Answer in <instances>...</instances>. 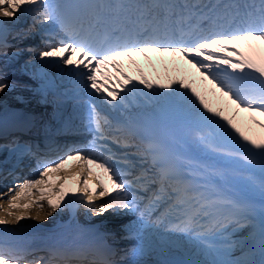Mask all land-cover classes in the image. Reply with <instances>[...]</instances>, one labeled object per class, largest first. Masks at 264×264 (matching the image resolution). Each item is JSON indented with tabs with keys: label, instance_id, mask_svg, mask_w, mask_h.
<instances>
[{
	"label": "snow or ice",
	"instance_id": "obj_1",
	"mask_svg": "<svg viewBox=\"0 0 264 264\" xmlns=\"http://www.w3.org/2000/svg\"><path fill=\"white\" fill-rule=\"evenodd\" d=\"M22 16L32 20L25 36L39 26L47 37L44 48L28 49L41 67L67 68L74 98L86 110L82 126L92 138L38 163L32 176L9 188L18 191L8 208L23 199L30 201L25 207L44 209L39 201L46 199V214L29 218L46 220L72 205L92 216L132 214L141 240L161 230L186 237L204 257L194 264H264V0H0V17ZM8 29L0 22V48L9 46ZM189 68L203 92L191 82ZM44 77L41 91L49 93L55 81ZM12 87L0 80V93ZM165 105L186 110L195 126L206 129L195 133L202 150L259 170L258 184L248 178L259 192L258 204L225 189L226 170L159 139L145 141L139 112ZM0 151H10L17 166L36 155L33 145L15 140L0 144ZM69 162H75L72 169L62 172ZM23 218L0 217V225ZM237 229L247 230L249 239H233ZM48 251L49 261L33 262L25 258L30 249L0 244V264H116L89 261V245ZM144 251L140 246L134 254Z\"/></svg>",
	"mask_w": 264,
	"mask_h": 264
},
{
	"label": "bare ground",
	"instance_id": "obj_2",
	"mask_svg": "<svg viewBox=\"0 0 264 264\" xmlns=\"http://www.w3.org/2000/svg\"><path fill=\"white\" fill-rule=\"evenodd\" d=\"M25 18H29V16H25ZM5 58V57H4ZM44 69V68H43ZM21 70L22 71H27V75H29V81H30V83H37L40 79H41V76L39 75V72H40V69H38V66L37 67H35V66H31L30 65V63H29V65H25L24 67H22L21 68ZM191 77H194L195 79H198V74H195V72L194 73H192V76ZM195 85H199V87H198V90H200L201 92H203V89L201 88V86H200V84H199V81H196V83H194ZM208 87L209 88H211V85H208ZM6 92V102L3 104L4 106H5V104H11L10 102H13V101H15V97H14V95L15 96H17V95H21V96H23V97H25V98H31V97H33V95H34V92H35V87H30V88H22V89H20V88H12L11 90H6L5 91ZM16 93V94H15ZM1 94V93H0ZM34 97H35V95H34ZM0 98H1V96H0ZM211 100H212V98L210 97V102H211ZM0 101H5V100H3V99H0ZM2 104H1V102H0V108L3 106ZM29 105H33V107H35L37 104H36V102H35V100L33 99V100H31V102L29 103ZM39 105H37L36 107H38ZM37 109V108H36ZM41 109H43L44 110V112H45V115L46 116H48V115H50L51 114V112L52 111H55L56 110V106H55V103L52 101V99H48V101H47V104L46 105H43V106H41ZM36 112V111H35ZM242 164H244V163H242ZM245 165V164H244ZM245 169H247V170H249V171H251V173L249 174V176H251L252 177V179L255 181V183L256 184H258L259 183V181H260V179H261V176H260V172H259V170H251V169H249L248 167H244ZM240 169V166H239V164L237 163V166H236V168H235V170H239ZM249 176L248 177H245V176H243V175H239L238 177H235V184H236V187H237V189H238V191H240L241 193H256V194H258L259 195V192H258V190L253 186V184L252 183H250L249 182ZM11 197H9V198H6V199H1V197H0V205H3V207H0V216H3V214L4 215H6L5 217H4V219H8V218H10V220H15V219H13L11 216H9L8 215V213H7V211L6 210H8V211H11V212H13L16 208H12V209H9L8 208V200L10 199ZM29 203H30V201H28ZM24 203H25V201H23V200H21V202H20V204H21V206H23L24 205ZM28 204V203H27ZM44 205H45V208H44V210H42V209H40V208H37V207H35V205L34 204H32V206H30L29 208H31V210H33L34 211V214L36 215L37 213L38 214H40V215H45L46 214V212H47V204L46 203H44ZM21 211V210H20ZM26 212V214L25 215H28L30 212L28 211V210H25ZM44 211V212H43ZM18 214H20V213H18ZM54 214H57V212L56 213H53V215L52 216H48V218L45 220V219H41V220H44V221H51V219L53 218V216H54ZM30 216V215H29ZM32 216H34V215H32ZM31 217V216H30ZM118 219H121L122 220V223H123V221H128V223H127V225L130 223L131 224V228H133V225L137 222L136 220H133V219H136L137 218V216L136 215H132V214H129V215H125V216H123V215H121V216H116ZM95 219H96V217H95ZM97 222L98 223H101L102 222V220H104V222H107V221H109L110 219L109 218H105V215H103V216H98L97 217ZM21 224V223H20ZM20 224H17V225H14V227L17 229V228H20L21 227V225ZM39 224H41L37 219H31V218H27V222L25 223V225H26V227H22V229H21V232H24L25 231V229L27 228L28 230H33V231H37L38 229H39ZM1 226H4V224L3 225H1ZM0 226V227H1ZM10 226H12L11 224H7L6 225V228H5V231H7L8 230V228L10 227ZM108 225H106V227H107ZM16 229H14V230H16ZM5 231H3L1 228H0V233H5ZM233 239H237V240H239L240 242H244L245 240H248L249 238L247 237V238H244V240H241L240 238L238 239V234H237V232L235 233V235L233 236ZM176 241H179L177 238H176ZM191 242L190 241H187V240H185V241H182V245H189ZM197 253L199 254V257L200 258H204L201 254H200V251H199V249H198V251H197ZM7 255V254H6ZM239 255V253H237V256Z\"/></svg>",
	"mask_w": 264,
	"mask_h": 264
},
{
	"label": "rangeland",
	"instance_id": "obj_3",
	"mask_svg": "<svg viewBox=\"0 0 264 264\" xmlns=\"http://www.w3.org/2000/svg\"><path fill=\"white\" fill-rule=\"evenodd\" d=\"M19 69V68H18ZM18 71V70H17ZM15 72V73H19V72ZM26 78H28V76L26 77ZM11 85H13V84H11ZM14 86V85H13ZM27 87V86H26ZM20 89H22V87H19ZM17 89V88H16ZM16 94V93H15ZM0 96H1V98L0 99H3V100H5L6 101V92H4V93H1L0 94ZM14 99H18V101H16V102H19V100L21 99V96H19V95H17V96H15L14 95ZM0 102H2V101H0ZM23 201H25V200H23ZM27 203H29L28 201H25V203H24V205H26ZM18 206V207H16V209L13 211V213H14V215L13 216H11L13 219H15L16 218V214H18V213H23L24 214V218L23 219H21L19 222H23V223H25V222H27V218H29L30 216H32V215H34L35 216V214H34V211L33 210H31V208H29V207H25V206ZM21 210V211H20ZM25 210H28L30 213L28 214V215H25L26 213V211ZM42 210H44V209H42ZM44 212V211H43ZM38 214V213H37ZM30 215V216H29ZM6 215H4L3 214V216H0V217H5ZM8 219H10V218H8ZM16 224H18V223H11V225L12 226H14V225H16ZM5 226L7 225V224H4ZM12 226H11V228H12ZM237 232V234H238V239L240 238L241 240H244V238H249V236H250V233L247 231V230H245V229H237V230H235V233ZM242 243V242H241Z\"/></svg>",
	"mask_w": 264,
	"mask_h": 264
}]
</instances>
